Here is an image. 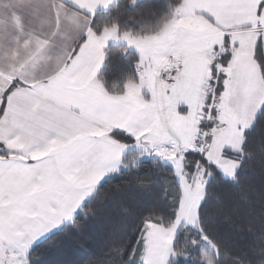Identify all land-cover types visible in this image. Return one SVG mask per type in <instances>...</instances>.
<instances>
[{
    "label": "snow or ice",
    "instance_id": "6c2138e0",
    "mask_svg": "<svg viewBox=\"0 0 264 264\" xmlns=\"http://www.w3.org/2000/svg\"><path fill=\"white\" fill-rule=\"evenodd\" d=\"M112 2L79 0L83 39L58 74L0 75V264L69 246L81 264H195L209 186L235 182L244 161L225 153L264 118V0H175L144 35L93 29ZM109 39L140 54L122 94L97 79Z\"/></svg>",
    "mask_w": 264,
    "mask_h": 264
},
{
    "label": "trees",
    "instance_id": "16d2710c",
    "mask_svg": "<svg viewBox=\"0 0 264 264\" xmlns=\"http://www.w3.org/2000/svg\"><path fill=\"white\" fill-rule=\"evenodd\" d=\"M175 0H119L111 9L98 12L92 19L94 30L105 24L116 23L119 33L129 31L144 35L156 31L161 21L172 14ZM139 55L122 44H109L106 60L98 80L110 94H122L129 79H137ZM244 154L233 158L243 160L238 174L229 182L219 174L209 186L208 200L202 210L204 231H191L197 248H190L195 264H264V118L247 134ZM163 174L166 169L158 168ZM51 242H49L50 244ZM184 244L187 245V236ZM182 245L178 251L182 252ZM42 247L40 252H46ZM84 253L69 246L50 257L52 264H81L87 260Z\"/></svg>",
    "mask_w": 264,
    "mask_h": 264
},
{
    "label": "crops",
    "instance_id": "0c3cea01",
    "mask_svg": "<svg viewBox=\"0 0 264 264\" xmlns=\"http://www.w3.org/2000/svg\"><path fill=\"white\" fill-rule=\"evenodd\" d=\"M118 1L113 0L107 8L98 6L94 16ZM72 3L77 7H71L68 0H0V75L17 74L38 81L62 71L83 39L85 14L78 10L79 0ZM112 43L140 55L123 39H109L106 49Z\"/></svg>",
    "mask_w": 264,
    "mask_h": 264
},
{
    "label": "rangeland",
    "instance_id": "374dc122",
    "mask_svg": "<svg viewBox=\"0 0 264 264\" xmlns=\"http://www.w3.org/2000/svg\"><path fill=\"white\" fill-rule=\"evenodd\" d=\"M162 75H163V73H162ZM225 155L231 157L233 161H236V159L233 158L232 155H230L228 152L225 153ZM220 163H221V164H228L227 161H222V162H220ZM228 166H229V168L233 171V173H235V170H236V168L238 167V165H236V164H228ZM234 177H235V175L233 176V178H234ZM196 227L199 228V222L196 223Z\"/></svg>",
    "mask_w": 264,
    "mask_h": 264
}]
</instances>
